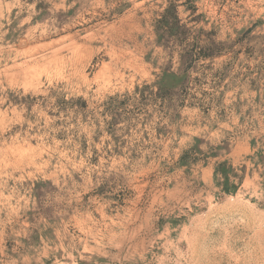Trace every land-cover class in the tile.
Here are the masks:
<instances>
[{
    "label": "rangeland",
    "instance_id": "1",
    "mask_svg": "<svg viewBox=\"0 0 264 264\" xmlns=\"http://www.w3.org/2000/svg\"><path fill=\"white\" fill-rule=\"evenodd\" d=\"M0 264H264V0H0Z\"/></svg>",
    "mask_w": 264,
    "mask_h": 264
},
{
    "label": "trees",
    "instance_id": "2",
    "mask_svg": "<svg viewBox=\"0 0 264 264\" xmlns=\"http://www.w3.org/2000/svg\"><path fill=\"white\" fill-rule=\"evenodd\" d=\"M171 9H172V7L170 6V7L168 8V11H170ZM167 15H168V14H167ZM165 19H167V18L165 17ZM167 23H168V24H172L170 21H168ZM173 25H174V26H177L176 23H173ZM201 52H204V51L202 50ZM202 54H204V55L206 56V54H208V53H202ZM160 89H161L162 92H163V91H164L165 93L168 92V90L165 89L164 87H160Z\"/></svg>",
    "mask_w": 264,
    "mask_h": 264
},
{
    "label": "bare ground",
    "instance_id": "3",
    "mask_svg": "<svg viewBox=\"0 0 264 264\" xmlns=\"http://www.w3.org/2000/svg\"><path fill=\"white\" fill-rule=\"evenodd\" d=\"M75 38V37H74ZM50 43V42H49ZM51 58V57H50Z\"/></svg>",
    "mask_w": 264,
    "mask_h": 264
}]
</instances>
